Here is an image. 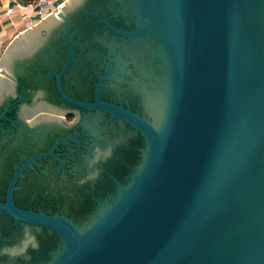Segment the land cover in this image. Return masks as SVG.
<instances>
[{
	"label": "water",
	"instance_id": "water-1",
	"mask_svg": "<svg viewBox=\"0 0 264 264\" xmlns=\"http://www.w3.org/2000/svg\"><path fill=\"white\" fill-rule=\"evenodd\" d=\"M38 100L78 116L68 131L49 118L0 192L1 242L43 230L28 264H264V0H68L0 55V144L45 125L20 114ZM59 145L73 164L112 151L77 209L20 203L18 177L63 165Z\"/></svg>",
	"mask_w": 264,
	"mask_h": 264
},
{
	"label": "flooded vegetation",
	"instance_id": "flooded-vegetation-1",
	"mask_svg": "<svg viewBox=\"0 0 264 264\" xmlns=\"http://www.w3.org/2000/svg\"><path fill=\"white\" fill-rule=\"evenodd\" d=\"M36 93L37 90L34 91L35 96ZM47 105L48 104L45 103V101L41 100H38L37 103H35V106L23 104L20 107L21 115H26L32 110H41L38 115H41L44 112L47 113L48 117L40 118L45 125L38 123L35 126L37 130H33L34 124L37 122H30L29 126H22L23 128L21 126H15L19 129L16 128V139H13V136L9 135L7 139L0 144V192L4 189L11 171L15 169L28 154H30L27 147L30 144V141L33 139L35 145L31 151L32 153L45 147V140L48 138L45 128H49V125L46 126V122L49 118L60 120L59 123L54 124L58 131L62 126L68 131L78 116L76 110H68L65 114H59L60 117H55L53 115L58 116V113L44 109ZM38 117L39 116H36L34 119H37ZM29 129H32L33 132ZM54 131L57 132V130ZM55 152H57L60 157L66 159V162H64L63 165L54 154H51L47 157L37 158L25 168L22 174L18 177L14 194L20 203L23 204L25 199L29 200L32 198L37 203L44 202L45 204H48V208H53L54 204L59 201H61L66 207L72 206L74 209L78 208L83 199L82 185H80L78 181L86 176L87 164L85 162V157H87L88 154H81L82 158H76V163L74 162L73 164L71 163L72 160L69 151L66 150L63 145H59ZM78 165H80L82 169L76 176L73 174L71 175L70 173H62L63 168H74ZM9 222L10 221H8L7 217L0 216V232L6 229ZM7 236L10 237L15 244L22 237V228L19 231L16 226L14 227L12 225L8 230ZM6 246H8L7 241H0V247Z\"/></svg>",
	"mask_w": 264,
	"mask_h": 264
},
{
	"label": "clouds",
	"instance_id": "clouds-1",
	"mask_svg": "<svg viewBox=\"0 0 264 264\" xmlns=\"http://www.w3.org/2000/svg\"><path fill=\"white\" fill-rule=\"evenodd\" d=\"M111 148L107 150H101L99 146L93 149V155L85 157V161L88 169H92L94 165L99 163L102 159L106 160L111 156ZM99 178V170L90 171L86 176L78 181L80 185H84L87 181H96ZM42 229L37 227L35 234L30 225H25L22 237L10 246L0 248V256H8L12 259L22 258L25 264H28L32 260V256L29 254V250L39 251V240L36 234H41Z\"/></svg>",
	"mask_w": 264,
	"mask_h": 264
},
{
	"label": "crops",
	"instance_id": "crops-1",
	"mask_svg": "<svg viewBox=\"0 0 264 264\" xmlns=\"http://www.w3.org/2000/svg\"><path fill=\"white\" fill-rule=\"evenodd\" d=\"M10 6L13 9L8 12ZM32 12L27 0H0V55L17 33L33 26Z\"/></svg>",
	"mask_w": 264,
	"mask_h": 264
},
{
	"label": "built area",
	"instance_id": "built-area-1",
	"mask_svg": "<svg viewBox=\"0 0 264 264\" xmlns=\"http://www.w3.org/2000/svg\"><path fill=\"white\" fill-rule=\"evenodd\" d=\"M68 0H31L29 4L32 7V25L38 21L48 17L52 12L56 11L60 6ZM12 7H8L7 11H12Z\"/></svg>",
	"mask_w": 264,
	"mask_h": 264
},
{
	"label": "trees",
	"instance_id": "trees-1",
	"mask_svg": "<svg viewBox=\"0 0 264 264\" xmlns=\"http://www.w3.org/2000/svg\"><path fill=\"white\" fill-rule=\"evenodd\" d=\"M28 2H30L31 0H27Z\"/></svg>",
	"mask_w": 264,
	"mask_h": 264
}]
</instances>
